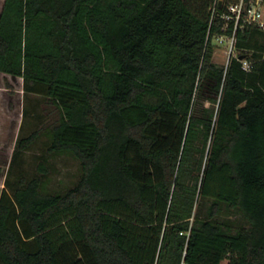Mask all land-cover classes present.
<instances>
[{"label": "trees", "instance_id": "16d2710c", "mask_svg": "<svg viewBox=\"0 0 264 264\" xmlns=\"http://www.w3.org/2000/svg\"><path fill=\"white\" fill-rule=\"evenodd\" d=\"M232 1L4 0L0 73L48 99L80 179L43 193L39 158L7 183L0 264H264V31Z\"/></svg>", "mask_w": 264, "mask_h": 264}, {"label": "rangeland", "instance_id": "374dc122", "mask_svg": "<svg viewBox=\"0 0 264 264\" xmlns=\"http://www.w3.org/2000/svg\"><path fill=\"white\" fill-rule=\"evenodd\" d=\"M4 0H0V11ZM233 54V38L220 36L214 40V62L227 66ZM55 116L48 108V99L39 95H26L22 78L0 73V196L7 183L14 184L20 175L32 178L38 174L39 158H47L50 173L44 180L43 193H65L80 179L77 160L68 155L52 156L47 153L48 131ZM40 131L36 142L19 157L15 156L21 138ZM234 223L240 215L228 216ZM222 264H226L223 262Z\"/></svg>", "mask_w": 264, "mask_h": 264}, {"label": "built area", "instance_id": "2783aa9c", "mask_svg": "<svg viewBox=\"0 0 264 264\" xmlns=\"http://www.w3.org/2000/svg\"><path fill=\"white\" fill-rule=\"evenodd\" d=\"M228 12L224 18L227 21L235 20V29L252 25L264 31V0H234L228 5ZM242 63L245 70H250L249 62Z\"/></svg>", "mask_w": 264, "mask_h": 264}, {"label": "water", "instance_id": "95a60500", "mask_svg": "<svg viewBox=\"0 0 264 264\" xmlns=\"http://www.w3.org/2000/svg\"><path fill=\"white\" fill-rule=\"evenodd\" d=\"M223 4H224V0H220V2H219V7H222ZM240 60H242V59H240Z\"/></svg>", "mask_w": 264, "mask_h": 264}]
</instances>
